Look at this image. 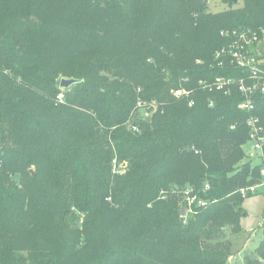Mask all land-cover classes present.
<instances>
[{
	"label": "trees",
	"instance_id": "1",
	"mask_svg": "<svg viewBox=\"0 0 264 264\" xmlns=\"http://www.w3.org/2000/svg\"><path fill=\"white\" fill-rule=\"evenodd\" d=\"M221 4L212 11L209 0H0V52L24 80L20 87L0 78V264H86L78 254L96 241L105 251L93 264L227 263L224 228L246 216L241 189L261 181L264 164L244 147L248 119L264 127V96L250 113L239 108L236 86L226 94L201 82L246 76L215 55L231 43L223 32L264 29V0ZM56 11L63 16L51 24ZM60 76L78 81L64 103ZM178 90L191 95L177 98ZM140 100L162 105L138 119ZM133 114L139 132L125 127ZM115 159L127 163L126 174L113 172ZM206 184L200 197L209 205L186 224L177 198L161 199ZM79 214L84 240L67 219ZM58 235L61 248H41ZM257 253L264 261V240Z\"/></svg>",
	"mask_w": 264,
	"mask_h": 264
},
{
	"label": "built area",
	"instance_id": "2",
	"mask_svg": "<svg viewBox=\"0 0 264 264\" xmlns=\"http://www.w3.org/2000/svg\"><path fill=\"white\" fill-rule=\"evenodd\" d=\"M222 35L231 38V43L217 51L215 58L219 66L224 67L227 62H230L233 66L243 69L246 76L240 78L233 76L218 77L212 83L201 82V84L204 88L224 91L226 94L230 92L233 86H236L243 96L239 108L252 113L256 109V98L261 95L264 96V29L245 28L223 32ZM174 95L177 98L188 97L191 92L178 90L174 92ZM193 104V102L190 103L191 106ZM160 106L156 100L150 102L140 100L135 110L136 116L138 119H150L153 113L159 111ZM137 118L134 117L133 119ZM248 126L251 129L250 143H252V150L248 153V156L264 164V127L260 118L251 116L248 119ZM131 130L139 132L140 128L133 123ZM209 190L210 185L206 184L202 191L190 187L183 192L182 199L186 215H194L197 210L209 205V201L200 197L201 192L206 193ZM241 194L245 199L259 194L263 195L264 198V167L261 170L259 184L242 188ZM262 221L264 225V209Z\"/></svg>",
	"mask_w": 264,
	"mask_h": 264
},
{
	"label": "rangeland",
	"instance_id": "3",
	"mask_svg": "<svg viewBox=\"0 0 264 264\" xmlns=\"http://www.w3.org/2000/svg\"><path fill=\"white\" fill-rule=\"evenodd\" d=\"M12 1H15V0H12ZM242 2L243 0H239L240 5L242 4ZM15 3L16 2H14L13 4ZM209 7H210V10L212 11H220L224 9L225 6L221 4V0H209ZM62 16H63L62 12H58V11L51 12L49 14L48 19L51 24H54V23L57 24L59 23L58 21L62 18ZM2 76L7 77L12 82V84H14V86L21 87L23 85L24 80L22 79L21 68L19 67V65H17V62L15 61V59H13V57L9 56L7 53H4V52H0V78ZM63 79H68V78L65 76L64 77L60 76L57 78V83H56L57 85L56 88L60 91L59 93L60 95L58 96V101L60 103L65 102V91L67 90L61 87V81ZM60 97L62 99H59ZM159 104L162 105L160 102ZM153 115L154 113L151 115V117ZM135 116H136V113H135ZM135 116H132V118L128 120V124H126L125 126L127 127V130H131V126L135 120L133 118ZM244 149L247 153L251 152L252 143L249 142L244 147ZM112 163H113L114 173L121 174V175L126 174L127 172L126 162L120 163L118 162L117 159H115L113 160ZM35 171L36 169L35 167H33L31 169V173L35 174ZM179 195L180 194H177L175 192H173V195H169V197L167 194H162L161 199L169 200L172 197H176L177 199L175 200V207L181 208L180 209V212H181L182 210H185V209H184L182 195L181 197H179ZM149 207L152 208V211L154 212H156V210H159L158 208H155V207L153 208L152 204H150ZM263 209H264L263 195L259 194L256 196L248 197L245 199L240 209L242 210L240 212H243V211L246 212V216L242 218L238 226L237 225L229 226V227L227 226L224 228V230L226 231L225 237L221 238L219 242H224L220 250L229 256L226 264H247L249 260L253 261L254 259H257L260 262H264L257 253L258 247L261 245V243L264 240V225L262 221ZM180 216L181 218H183L185 224L192 217L191 215H186V214L180 215ZM101 218L99 217L96 220L95 224H98L97 222L101 220ZM105 218H114V217H105ZM67 219L68 221L71 220L75 228L81 231L82 233L81 237L84 240L86 235L83 232V230L85 229L87 218H85L84 215L79 214V218L77 217L74 218V216L71 215ZM101 225H102V220L100 224H98V226L95 227L96 234H100V232H103V227L100 228ZM67 236H72V234H68ZM103 236H104L103 239H105L107 238V236H109V233L107 232L103 234ZM53 239H54L53 243L50 245H47L46 243L42 241L39 242L41 248L46 250V249H51L54 247L61 248L60 246L61 245L63 246L62 242L64 241V236L58 235L54 237ZM100 239L101 237L98 240ZM96 242H99L101 246L103 245L102 241H96ZM95 243L93 245H88V247L84 246V249L81 251L80 254H78L79 256L78 260L81 263L85 262L86 264H93V262H96L97 258H99L101 254L105 251L104 249L100 250L99 247L96 248ZM81 248L82 246H80L79 249Z\"/></svg>",
	"mask_w": 264,
	"mask_h": 264
},
{
	"label": "water",
	"instance_id": "4",
	"mask_svg": "<svg viewBox=\"0 0 264 264\" xmlns=\"http://www.w3.org/2000/svg\"><path fill=\"white\" fill-rule=\"evenodd\" d=\"M237 2V0H236ZM78 83V81L76 79H63L61 81V87L64 89H69L71 86H73L74 84ZM185 214V210H182L180 212V215H184Z\"/></svg>",
	"mask_w": 264,
	"mask_h": 264
}]
</instances>
